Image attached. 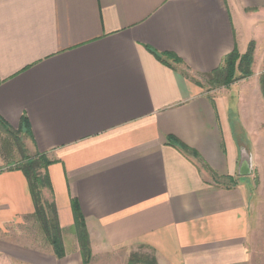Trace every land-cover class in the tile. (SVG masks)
<instances>
[{
  "label": "crops",
  "instance_id": "0c3cea01",
  "mask_svg": "<svg viewBox=\"0 0 264 264\" xmlns=\"http://www.w3.org/2000/svg\"><path fill=\"white\" fill-rule=\"evenodd\" d=\"M259 22L264 0H0V133L51 160L65 253L0 151V264H86L74 203L88 264H128L139 245L158 264H264V178L242 144L264 122V68L209 78Z\"/></svg>",
  "mask_w": 264,
  "mask_h": 264
},
{
  "label": "trees",
  "instance_id": "16d2710c",
  "mask_svg": "<svg viewBox=\"0 0 264 264\" xmlns=\"http://www.w3.org/2000/svg\"><path fill=\"white\" fill-rule=\"evenodd\" d=\"M149 50H151V52L158 59L164 62H168V60L180 62L179 57L173 53H158L151 48H149ZM252 52L253 49L249 48L248 53L240 54L235 48L232 53L226 56L223 65L214 70L209 75V78L214 80L216 85H228L229 83L236 80L234 74L237 66L241 69V71L244 72V77L251 75L252 72L250 67L252 64ZM261 88L264 94V74L261 76ZM10 135L19 142V136L22 135V130L16 133L11 132ZM172 140L180 148H184L189 152H194L177 138H172ZM21 150L22 149L19 151ZM22 152L24 153L23 150ZM12 163V166L22 170L27 178L35 208L34 216L41 224L43 233L45 234L48 241L52 244L57 256H64L65 253L62 241V232L57 217L56 206L53 201H50L44 196L45 188L50 191V196H52V187L47 174V168L51 163V160H49L44 154L34 153L32 155L28 154L24 156L23 159L15 160ZM74 209L76 217L75 227L78 234L83 260L86 264H88L92 257L89 233L86 227L84 216L77 203H74ZM139 258L136 256V254L132 253L129 259L130 264H137L139 262Z\"/></svg>",
  "mask_w": 264,
  "mask_h": 264
},
{
  "label": "rangeland",
  "instance_id": "374dc122",
  "mask_svg": "<svg viewBox=\"0 0 264 264\" xmlns=\"http://www.w3.org/2000/svg\"><path fill=\"white\" fill-rule=\"evenodd\" d=\"M261 24L264 25V22H261V23L259 22L258 26H256L254 28V33L256 34V37L258 38V42H256L255 40H251L249 42L247 50L243 53V54L248 53L249 48L253 49L252 64L250 67L252 74H253V70L258 72V70L264 68V60H263V58H264V34H262V32L264 31V28L261 27ZM257 49L259 51H257ZM256 51H257V53H256ZM255 56H256V58H255ZM243 74H244V72L241 71V69L238 68V66H237V69L235 70L234 77L237 80L243 81V80H241L242 78H244ZM252 82H253V80H248L247 84H249L251 86ZM213 83L215 84V82L210 81V84H213ZM252 130L253 131H249V129H247V132L249 133L251 140H249L248 137L246 136L245 132H243L246 136V143H242V144H243L244 148H248L251 151L249 156H251L252 161L255 160V164L253 162V167H252V169L254 171V175L250 178L255 183V182H259L261 179L264 178V122L258 126H255V129H252ZM19 137L20 138H19V142H18L16 139L11 137V135H7L4 132L0 133V148H1L0 151L2 154L1 160H3L5 162L1 166L8 167L6 162L10 163L13 160H21V159H23L24 156H26L28 154L30 155L32 153V152H30L29 148L27 147L28 135L23 134V135H20ZM20 149H22L24 151V153L22 152V150L19 151ZM253 185H255V184H253ZM47 191H48V189L45 188V190H44V196L45 197L49 196L47 194ZM34 219H36L35 216H34ZM32 223H33L32 226H33L34 230H36V229L38 230L40 228V230L42 231L41 224L37 220H34V222H32ZM2 229L4 231L10 232V230H8L9 227L7 229L5 227H2ZM1 235H0V239H2L4 241L7 237H5L4 235L1 236ZM8 238H9V236H8ZM132 253L136 254V256H138V258L139 257L141 258V259L139 258V262L137 264H152V263L158 264V253L155 251V249L153 247H149V246H145V245H139V246L135 247L133 249V251L130 253L129 259H130ZM4 254H7V253L5 252ZM1 256H3V255H1ZM92 258H93V255L90 259V262H91ZM129 259H128V264H130ZM17 264H19V263H17Z\"/></svg>",
  "mask_w": 264,
  "mask_h": 264
},
{
  "label": "water",
  "instance_id": "95a60500",
  "mask_svg": "<svg viewBox=\"0 0 264 264\" xmlns=\"http://www.w3.org/2000/svg\"><path fill=\"white\" fill-rule=\"evenodd\" d=\"M251 162H252V158H251V156H249V162H248L249 166L251 165ZM249 172H251V170L246 171V173H249Z\"/></svg>",
  "mask_w": 264,
  "mask_h": 264
}]
</instances>
